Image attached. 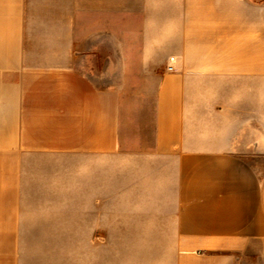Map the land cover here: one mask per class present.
<instances>
[{
    "label": "crops",
    "instance_id": "1",
    "mask_svg": "<svg viewBox=\"0 0 264 264\" xmlns=\"http://www.w3.org/2000/svg\"><path fill=\"white\" fill-rule=\"evenodd\" d=\"M112 58L155 81L131 120ZM40 204L264 264V0H0V264Z\"/></svg>",
    "mask_w": 264,
    "mask_h": 264
},
{
    "label": "rangeland",
    "instance_id": "2",
    "mask_svg": "<svg viewBox=\"0 0 264 264\" xmlns=\"http://www.w3.org/2000/svg\"><path fill=\"white\" fill-rule=\"evenodd\" d=\"M113 62L116 63L112 58L107 68L117 71L108 77L107 83L122 85L129 98L134 94L140 96L128 105L126 115L131 120L136 118V109L151 107L155 81H147L150 74L135 71L137 67L132 63L124 65L122 71ZM102 70L101 59L92 71L101 74ZM152 74L156 76L157 71ZM42 207L27 206L23 210L20 264H171L176 254L169 246L171 234L133 231L137 227L131 218L110 217L105 232H90L78 210L55 209L46 211L52 214L48 216Z\"/></svg>",
    "mask_w": 264,
    "mask_h": 264
},
{
    "label": "built area",
    "instance_id": "3",
    "mask_svg": "<svg viewBox=\"0 0 264 264\" xmlns=\"http://www.w3.org/2000/svg\"><path fill=\"white\" fill-rule=\"evenodd\" d=\"M172 59H173V58H171V60H172ZM167 69H168V70H172V69H173V66L169 64V65L167 66Z\"/></svg>",
    "mask_w": 264,
    "mask_h": 264
}]
</instances>
